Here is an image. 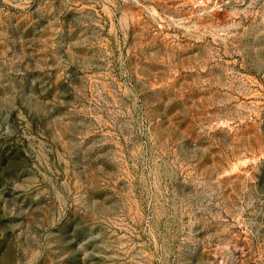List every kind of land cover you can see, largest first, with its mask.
<instances>
[{
  "label": "rangeland",
  "instance_id": "374dc122",
  "mask_svg": "<svg viewBox=\"0 0 264 264\" xmlns=\"http://www.w3.org/2000/svg\"><path fill=\"white\" fill-rule=\"evenodd\" d=\"M0 264H264V0H0Z\"/></svg>",
  "mask_w": 264,
  "mask_h": 264
}]
</instances>
